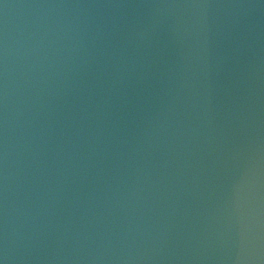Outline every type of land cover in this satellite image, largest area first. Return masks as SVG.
I'll list each match as a JSON object with an SVG mask.
<instances>
[{"label":"water","instance_id":"1","mask_svg":"<svg viewBox=\"0 0 264 264\" xmlns=\"http://www.w3.org/2000/svg\"><path fill=\"white\" fill-rule=\"evenodd\" d=\"M0 264H264V0H0Z\"/></svg>","mask_w":264,"mask_h":264}]
</instances>
